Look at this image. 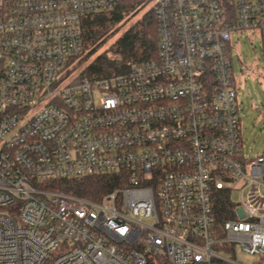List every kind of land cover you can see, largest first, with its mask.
I'll return each instance as SVG.
<instances>
[{
    "label": "built area",
    "instance_id": "obj_1",
    "mask_svg": "<svg viewBox=\"0 0 264 264\" xmlns=\"http://www.w3.org/2000/svg\"><path fill=\"white\" fill-rule=\"evenodd\" d=\"M127 2L152 11L155 56L76 79L83 20ZM244 31L264 53V0H0V264H264V154L242 150L231 64ZM92 177L116 186L50 187Z\"/></svg>",
    "mask_w": 264,
    "mask_h": 264
},
{
    "label": "trees",
    "instance_id": "obj_2",
    "mask_svg": "<svg viewBox=\"0 0 264 264\" xmlns=\"http://www.w3.org/2000/svg\"><path fill=\"white\" fill-rule=\"evenodd\" d=\"M136 7V4L127 2L117 9L91 15L83 20L81 27L84 53L76 59L73 66L74 71L81 68L76 79L83 77L101 78L122 73L127 71L132 63L155 56L156 26L152 11H148L139 21L125 30L107 50L84 65L88 57L114 35L116 29L123 24L124 17ZM115 186L116 182L107 177H92L80 181H57L50 184L51 188H58L64 192H71L84 197H99L111 191ZM229 203L231 202H229L227 193L221 192L214 202L218 221H223L229 217L225 213Z\"/></svg>",
    "mask_w": 264,
    "mask_h": 264
},
{
    "label": "rangeland",
    "instance_id": "obj_3",
    "mask_svg": "<svg viewBox=\"0 0 264 264\" xmlns=\"http://www.w3.org/2000/svg\"><path fill=\"white\" fill-rule=\"evenodd\" d=\"M148 11H150L148 7H136L126 15L123 24L116 29L114 35L101 44L84 65L107 50L125 30L139 21ZM231 47L234 48L231 64L240 118L242 150L247 156L262 155L264 154V53L261 42L255 33L244 31L231 37ZM80 70L81 68L74 71V75H78ZM231 198L237 202L238 194L235 192ZM239 256L244 264H255L258 261L257 257L243 252H240Z\"/></svg>",
    "mask_w": 264,
    "mask_h": 264
}]
</instances>
